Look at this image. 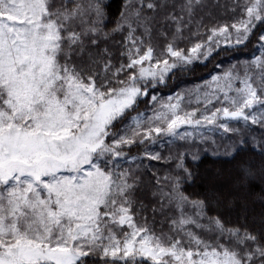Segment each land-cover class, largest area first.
<instances>
[{
  "label": "snow or ice",
  "instance_id": "obj_1",
  "mask_svg": "<svg viewBox=\"0 0 264 264\" xmlns=\"http://www.w3.org/2000/svg\"><path fill=\"white\" fill-rule=\"evenodd\" d=\"M0 264H264V0H0Z\"/></svg>",
  "mask_w": 264,
  "mask_h": 264
},
{
  "label": "trees",
  "instance_id": "obj_2",
  "mask_svg": "<svg viewBox=\"0 0 264 264\" xmlns=\"http://www.w3.org/2000/svg\"><path fill=\"white\" fill-rule=\"evenodd\" d=\"M119 0H113V7H117ZM253 51L252 44H249L247 48L241 47L235 52H221L219 56L209 58L208 60L197 62L195 70L192 73H177L172 76L169 73V78L162 84L157 86L156 92L159 96L167 97L175 92L182 91L184 89H191L197 85H202L204 81L210 79V76L215 72L223 70L230 63L236 60H243L250 58ZM259 54V53H256ZM143 108V105H141ZM207 159L205 163H209Z\"/></svg>",
  "mask_w": 264,
  "mask_h": 264
}]
</instances>
